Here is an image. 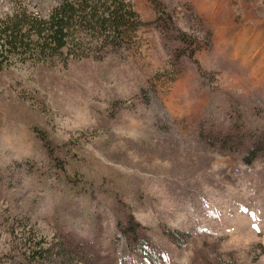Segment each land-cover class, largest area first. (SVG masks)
<instances>
[{"label":"rangeland","instance_id":"1","mask_svg":"<svg viewBox=\"0 0 264 264\" xmlns=\"http://www.w3.org/2000/svg\"><path fill=\"white\" fill-rule=\"evenodd\" d=\"M125 1L129 37L0 55V264H264V0Z\"/></svg>","mask_w":264,"mask_h":264},{"label":"trees","instance_id":"2","mask_svg":"<svg viewBox=\"0 0 264 264\" xmlns=\"http://www.w3.org/2000/svg\"><path fill=\"white\" fill-rule=\"evenodd\" d=\"M141 24L139 15L125 0H61L47 20L39 19L27 12V9L22 12L16 10L6 19H2L0 55L8 56L20 46L29 48L31 44L36 46L28 49V54L39 57L52 55L61 52L73 42L76 32L99 33V38H103L105 43L111 38L116 40L131 36ZM85 44L83 41L79 45ZM255 154V151H252L248 162ZM35 255H39L41 260L56 261V264L65 263L66 259L71 260L70 252L60 241L53 244L52 248L40 246L34 249L32 258H35Z\"/></svg>","mask_w":264,"mask_h":264}]
</instances>
